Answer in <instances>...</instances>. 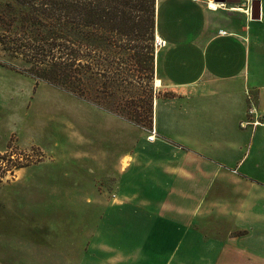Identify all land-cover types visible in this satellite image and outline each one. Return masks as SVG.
<instances>
[{
  "label": "crops",
  "instance_id": "1",
  "mask_svg": "<svg viewBox=\"0 0 264 264\" xmlns=\"http://www.w3.org/2000/svg\"><path fill=\"white\" fill-rule=\"evenodd\" d=\"M210 1L158 0L156 34L167 46L156 67L172 95L155 103V141L42 81L25 110L0 123V152L14 147L7 138L52 156L0 178V264H264V117L247 94L254 82L242 78L263 71L264 0H250L260 19L250 7L245 24L223 8L234 0ZM75 105L100 121L86 120L84 144L69 131ZM125 124L139 132L128 149Z\"/></svg>",
  "mask_w": 264,
  "mask_h": 264
},
{
  "label": "trees",
  "instance_id": "2",
  "mask_svg": "<svg viewBox=\"0 0 264 264\" xmlns=\"http://www.w3.org/2000/svg\"><path fill=\"white\" fill-rule=\"evenodd\" d=\"M125 2L131 6L122 11ZM132 5L146 9L145 19H137ZM155 14L154 0H0V47L7 55L1 63L87 101L94 92L91 102L140 125L145 115L135 101L123 97L112 109L98 100L127 88L119 55L129 50L120 41L128 31L137 42L132 57L153 74Z\"/></svg>",
  "mask_w": 264,
  "mask_h": 264
},
{
  "label": "rangeland",
  "instance_id": "3",
  "mask_svg": "<svg viewBox=\"0 0 264 264\" xmlns=\"http://www.w3.org/2000/svg\"><path fill=\"white\" fill-rule=\"evenodd\" d=\"M127 1V0H126ZM150 2V1H149ZM158 0H154L155 8L157 6ZM214 1H210V4L214 7H216L214 4ZM221 6L220 4H218ZM131 5H129V2L125 5L122 9V11H127L130 8ZM135 8L132 13L137 17V19H145L146 13L145 11H142V8L137 5H134ZM147 6V5H146ZM241 7L243 9H250L251 7V1H245V0H234L232 4L226 5L225 8L228 10V16L231 20L237 22V23H244L249 20V15L243 12H236L231 11V9ZM218 8V7H216ZM145 9V8H144ZM146 10V9H145ZM130 31L126 32L125 35L122 34L120 41L122 45H125L126 49L129 48V50L124 51L121 55H119L121 62V67L123 70H126V83L124 86H127L125 90L119 91L117 93L116 97L109 98V99H101L98 100L99 104L104 107L109 108H116L117 102L123 105L125 102H121V99L123 97H126L127 100H131L129 102L135 101L138 107V110L142 112V114L145 115V118L141 122L140 125L134 124L128 120H125L127 122H130L132 125H135V128H143L147 130L148 132H151L153 130V117H154V108L155 103L159 99H164L165 97H170L172 95V91L170 90L168 85L162 86V80L160 79L159 73L157 71L156 67V58L158 55H160L161 51H158L156 53L155 47H154V40L156 31L154 29V36L152 40V46L154 49V72L153 74L147 75L144 70H142L141 66L137 65L134 58L132 57L135 49L134 45L137 44L136 39L134 37V34H132ZM148 37V36H147ZM146 37V38H147ZM132 46V47H131ZM133 48V50L131 49ZM263 51H264V31H263ZM7 58V55L2 52L0 47V123L4 121L6 117H8V114L11 112H14L15 114H20L25 110V103L28 101L31 97H36L39 94L38 91H34V86H36V82L34 78L20 73L8 66L2 65V61L5 62V59ZM264 59V57H263ZM16 65H18L20 68H24L25 65L20 60H14L13 61ZM264 62V61H263ZM255 63V61H254ZM152 75V76H151ZM243 79H252L254 82L253 87H249V90H247V94L253 97L252 99L255 102L256 111H258L255 116L264 117V106L263 103L258 102L257 93L258 91H261L263 89L264 91V63H263V71L258 70V67L254 66V70L252 72L248 73L246 72L243 77ZM39 83V82H38ZM261 83H263V88L259 86ZM35 84V85H34ZM255 87V89H254ZM91 101H97L95 98V93L91 92L89 95ZM252 101V100H251ZM254 105V104H253ZM252 105L251 109H254L255 107ZM74 117L70 118L71 125L70 126V133L74 135L76 144H84L88 141L89 136L87 128L85 127V122L88 120V122L95 124V127H99V119L98 116L93 113V111L89 110L88 107H82L75 105L74 108ZM250 111V110H249ZM123 113H126L125 111H122ZM60 115L63 116V112L60 111ZM249 117H254V114H249ZM1 127V124H0ZM3 124V128H4ZM0 131H2V128H0ZM150 135V134H149ZM148 135V136H149ZM147 136V137H148ZM139 137V132L136 129H132L129 127V125L125 124V140H124V148L128 149L133 145V142L131 141V138L137 139ZM144 139V137H143ZM148 140V139H147ZM15 140H7V138L4 140V144L12 145L16 148H19L15 142ZM142 142V141H141ZM8 147V146H7ZM6 147V148H7ZM21 149V148H20ZM38 155H40L41 158H38ZM37 156H33L28 158L29 162L19 161L18 157H15V160L17 161V166L13 170L11 165V162L13 161L9 153H3L0 154V178L7 174V170H11L10 174L7 175L10 178H13L15 176H18L19 169H21L23 166H26L30 164L31 162H36L38 159H42L41 163L47 162L52 159V156L44 155L41 156V154H38ZM36 157V158H35ZM20 158V157H19ZM40 163V164H41ZM26 164V165H25ZM49 164V163H48ZM45 166V165H44ZM44 170L46 172L53 171L54 168L52 165H48L44 167ZM56 171V169L54 170ZM68 171V169H66ZM57 173V172H56ZM5 177V176H4ZM111 185L109 186V188ZM2 244L0 242V251L2 253ZM46 252V251H45ZM47 253V252H46Z\"/></svg>",
  "mask_w": 264,
  "mask_h": 264
},
{
  "label": "built area",
  "instance_id": "4",
  "mask_svg": "<svg viewBox=\"0 0 264 264\" xmlns=\"http://www.w3.org/2000/svg\"><path fill=\"white\" fill-rule=\"evenodd\" d=\"M219 33L222 34V35H227L228 34V32L225 31V30H220ZM166 46H167V42L164 39H162L159 35L156 34L155 35V40H154V47H155L156 53L159 50H161L162 48L166 47ZM254 112H255V109H250L249 114H254ZM250 124H251V121L250 120H246V121L241 122L240 125H241V127L244 128V127H246V126H248ZM147 139H148V141H151V142L156 140V131L154 129L150 132V135L147 137ZM3 153L11 154L10 158L13 160L11 162V165L13 164V166H12L13 170L18 165L17 161L15 160V157H18V156L20 157V158L18 157V162L19 161L29 162L28 158L34 156V152L31 153V152L17 150V148H15V147H11L7 151L0 152V154H3ZM6 172H7V174L4 175V176L9 175L11 170H9V171L7 170Z\"/></svg>",
  "mask_w": 264,
  "mask_h": 264
},
{
  "label": "water",
  "instance_id": "5",
  "mask_svg": "<svg viewBox=\"0 0 264 264\" xmlns=\"http://www.w3.org/2000/svg\"><path fill=\"white\" fill-rule=\"evenodd\" d=\"M216 1H219V0H216ZM251 18H252V20H259L260 19V5H259V3L256 7L255 4L252 2Z\"/></svg>",
  "mask_w": 264,
  "mask_h": 264
},
{
  "label": "bare ground",
  "instance_id": "6",
  "mask_svg": "<svg viewBox=\"0 0 264 264\" xmlns=\"http://www.w3.org/2000/svg\"><path fill=\"white\" fill-rule=\"evenodd\" d=\"M245 1H250V0H245ZM217 4H219V3H217ZM231 11L243 12V13H246L250 16V9L247 10V9H243L241 7H236V8L231 9Z\"/></svg>",
  "mask_w": 264,
  "mask_h": 264
}]
</instances>
